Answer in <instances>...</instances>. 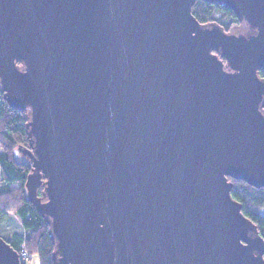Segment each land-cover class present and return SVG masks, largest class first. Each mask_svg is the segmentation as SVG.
I'll list each match as a JSON object with an SVG mask.
<instances>
[{"label":"water","instance_id":"obj_1","mask_svg":"<svg viewBox=\"0 0 264 264\" xmlns=\"http://www.w3.org/2000/svg\"><path fill=\"white\" fill-rule=\"evenodd\" d=\"M205 1L242 29L194 0H0V90L29 110L53 264H264L228 179L264 187V0ZM0 264H22L2 237Z\"/></svg>","mask_w":264,"mask_h":264},{"label":"trees","instance_id":"obj_2","mask_svg":"<svg viewBox=\"0 0 264 264\" xmlns=\"http://www.w3.org/2000/svg\"><path fill=\"white\" fill-rule=\"evenodd\" d=\"M191 12L200 23L216 22L226 31L242 28L233 11L218 3L194 0ZM258 74L262 77L264 70H259ZM28 118V108L10 106L0 90V217L12 212L20 220L23 232L15 231L4 238L15 250L19 252L23 244L28 256H38L39 264H53L55 241L49 224L27 197L25 183L31 163L27 157L18 158L15 153L29 147ZM228 179L232 182L231 196L240 202L241 212L256 224L264 239V187H254L244 180ZM41 190L42 186H39L37 195H41ZM21 262L25 264L23 259Z\"/></svg>","mask_w":264,"mask_h":264},{"label":"rangeland","instance_id":"obj_3","mask_svg":"<svg viewBox=\"0 0 264 264\" xmlns=\"http://www.w3.org/2000/svg\"><path fill=\"white\" fill-rule=\"evenodd\" d=\"M238 29L242 28L239 27ZM15 153L18 158H21L22 156L27 157L24 153L20 152L19 150H16ZM7 213L2 214V217H0V237L2 238H7L11 236L12 233L15 231L23 232V228L18 217L12 212ZM24 262L25 264H39L38 256L36 254H29L28 256L27 253V258L24 259Z\"/></svg>","mask_w":264,"mask_h":264},{"label":"built area","instance_id":"obj_4","mask_svg":"<svg viewBox=\"0 0 264 264\" xmlns=\"http://www.w3.org/2000/svg\"><path fill=\"white\" fill-rule=\"evenodd\" d=\"M19 256H20L21 259H26L27 258V251H26V249H25L23 244L20 247Z\"/></svg>","mask_w":264,"mask_h":264},{"label":"crops","instance_id":"obj_5","mask_svg":"<svg viewBox=\"0 0 264 264\" xmlns=\"http://www.w3.org/2000/svg\"><path fill=\"white\" fill-rule=\"evenodd\" d=\"M8 214V213H7Z\"/></svg>","mask_w":264,"mask_h":264}]
</instances>
